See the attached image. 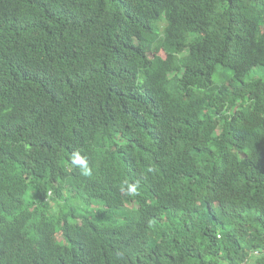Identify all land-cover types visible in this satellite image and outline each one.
<instances>
[{
  "label": "trees",
  "instance_id": "1",
  "mask_svg": "<svg viewBox=\"0 0 264 264\" xmlns=\"http://www.w3.org/2000/svg\"><path fill=\"white\" fill-rule=\"evenodd\" d=\"M252 260L264 0H0V264Z\"/></svg>",
  "mask_w": 264,
  "mask_h": 264
},
{
  "label": "clouds",
  "instance_id": "2",
  "mask_svg": "<svg viewBox=\"0 0 264 264\" xmlns=\"http://www.w3.org/2000/svg\"><path fill=\"white\" fill-rule=\"evenodd\" d=\"M71 163L80 169L82 176L91 177L93 175V169L90 166L89 160L81 154V150L78 149L72 153ZM119 190L126 196H138L140 195V181L130 182L128 179H125L121 182Z\"/></svg>",
  "mask_w": 264,
  "mask_h": 264
},
{
  "label": "rangeland",
  "instance_id": "3",
  "mask_svg": "<svg viewBox=\"0 0 264 264\" xmlns=\"http://www.w3.org/2000/svg\"><path fill=\"white\" fill-rule=\"evenodd\" d=\"M125 210H127V209H125ZM249 264H255V261H254V260H252V262H251V263L249 262Z\"/></svg>",
  "mask_w": 264,
  "mask_h": 264
}]
</instances>
